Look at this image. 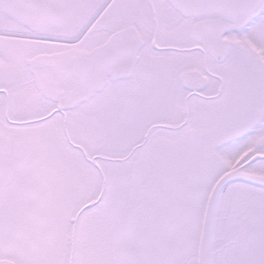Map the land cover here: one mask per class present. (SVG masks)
I'll list each match as a JSON object with an SVG mask.
<instances>
[{
	"label": "snow or ice",
	"instance_id": "1",
	"mask_svg": "<svg viewBox=\"0 0 264 264\" xmlns=\"http://www.w3.org/2000/svg\"><path fill=\"white\" fill-rule=\"evenodd\" d=\"M0 264H264V0H0Z\"/></svg>",
	"mask_w": 264,
	"mask_h": 264
}]
</instances>
